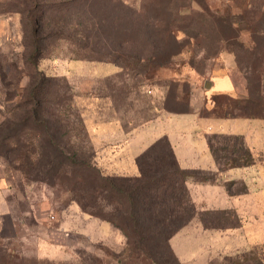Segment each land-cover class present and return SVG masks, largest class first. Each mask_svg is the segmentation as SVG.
<instances>
[{"label": "rangeland", "instance_id": "1", "mask_svg": "<svg viewBox=\"0 0 264 264\" xmlns=\"http://www.w3.org/2000/svg\"><path fill=\"white\" fill-rule=\"evenodd\" d=\"M88 1V8L69 5L48 13V34L53 36L43 42L46 52L38 62V70L49 78L42 108L58 114L61 125L55 138L60 146L76 151L80 161L108 169L105 139L111 142V134L118 131L109 124L131 130L150 120L156 108L180 110L189 98L195 102L210 73H219L226 54L204 62L203 45L211 42L213 48L219 38L218 25L200 6L191 7L190 0ZM205 1L209 12L228 16L241 30V41H250L246 28L264 37V0ZM17 23L10 21L0 44V264H173L161 239H151L150 249L144 245L136 249L127 245L120 230L80 209L81 197L88 212L103 215V210L110 211L104 209V201L92 196L88 178L81 177L77 184V173L68 165L59 170L55 163V171L48 168L45 139L26 120L27 109L16 107L33 75L31 66L22 64V28L20 20L18 28ZM171 29L183 53L157 68L152 59L165 50V36ZM182 31L196 35V41L184 37ZM258 41L264 48V40ZM237 53L242 62L248 59L243 52ZM97 59L122 67L116 69ZM112 70L118 71L105 78ZM210 100L215 101L214 107L207 112L203 108V114L219 118L225 100L217 96ZM188 124L192 126L188 119L173 117L163 130L179 135L188 132ZM26 150L40 154V159L27 163L22 157ZM258 162L264 168V151ZM260 176L257 173L254 183L249 181L257 203L264 189V176ZM242 184L236 183L233 191H242ZM260 211H256L253 228L264 233ZM206 235L188 227L174 239L172 246L182 264H264V235L249 252L225 256L246 244L237 242L243 234L229 230ZM260 235L245 233L252 241ZM147 252L154 256L148 257Z\"/></svg>", "mask_w": 264, "mask_h": 264}, {"label": "trees", "instance_id": "2", "mask_svg": "<svg viewBox=\"0 0 264 264\" xmlns=\"http://www.w3.org/2000/svg\"><path fill=\"white\" fill-rule=\"evenodd\" d=\"M81 1L11 0L0 3V14L13 12L20 15L23 48L21 60L23 65H30L33 72L21 90L20 104L16 107L27 109L26 120L32 122L35 126L33 129L45 139L46 149L49 151V157L46 156L50 160L48 168L55 171L57 169L54 167L55 163L59 165V170L61 165H68L77 173L75 180L77 184L81 183V177L88 178L91 181L92 196L104 201L106 203L104 209L109 208L110 210L107 213L103 210V215L88 212L90 211L89 206L80 197L77 203L83 212L110 223L125 236L127 245H133L136 249L140 250L143 245L146 249H150L151 239L155 237L161 239L162 246L170 256V261L173 264H181L172 251L169 241L195 216H198L205 229H227L233 228L235 225L236 221L231 212L204 211L199 213L189 198L186 187L187 180L207 183L213 181L214 176L207 171L181 169L165 137L155 141L135 158L137 175L108 174L100 166L96 167L91 163L80 161L76 151H69L66 150V147L60 146L55 138L61 125L58 114L54 111L45 113L42 108L46 95L45 83L49 82V78L38 70V62L46 52L43 42L53 36L52 33L48 34V22H46L49 19L48 13L54 9L57 11L65 9L69 5L88 8L89 1ZM189 3L191 7L200 6V11L218 25V33L222 35L220 37L218 34L219 38L213 48L211 42L203 45L204 62L211 59L216 60L220 54H229L233 56L236 68L246 81V96L242 98L219 96L224 98L226 107L225 111L218 116L264 120V48L259 47L261 44L258 41L264 40V37L259 36L260 33L256 34L246 28L244 32L248 34L250 41L243 42L240 40L241 30L235 28L236 26L228 16H219L216 10L209 12L205 0H190ZM120 4H123V1H120ZM174 30L167 31L165 50L160 51V57L152 59L158 63L157 68L163 67L173 57L183 53ZM182 33L189 40L196 41L197 39L196 35H190L183 31ZM57 37H59L58 34ZM79 39L77 41L80 43ZM168 42L172 46L167 47ZM226 45L228 47H225ZM237 52H243L248 59L242 62ZM85 59L86 57H81L80 60ZM95 61L117 65L115 61L103 59ZM117 66L122 67V65ZM0 77H3L1 72ZM163 110L174 113L188 112L190 110L189 100L184 102L183 109L163 108ZM218 140L222 144L218 143ZM207 146L219 171L248 167L254 164V158L249 149L245 147L241 137L211 134L207 137ZM12 150L18 151L19 148H12ZM23 156L27 163L40 159V154L31 150H26V154L22 153ZM229 187L228 185L227 190L230 189ZM147 255L148 257L154 256L148 252Z\"/></svg>", "mask_w": 264, "mask_h": 264}, {"label": "crops", "instance_id": "3", "mask_svg": "<svg viewBox=\"0 0 264 264\" xmlns=\"http://www.w3.org/2000/svg\"><path fill=\"white\" fill-rule=\"evenodd\" d=\"M11 20L18 21L16 24V28H18L19 14L13 12L0 14V44L4 41L3 37L10 28ZM112 66L116 69L118 68L115 64ZM220 67L219 73L215 75L210 73L209 80L205 81L204 90L199 91L198 100L194 102L193 98H189L190 110L188 112L174 113L156 108L155 114L150 120L131 130L111 123L109 125H112L113 128L117 127L118 131L111 134V142L105 139L104 144V158L105 164H107L105 168L109 166L104 171L111 175H137L135 158L155 141L165 137L181 169L207 171L214 176V180L207 183H199L192 179L187 180L186 187L189 198L199 213L204 211L231 212L236 221L235 225L233 228L227 229H205L198 216H195L169 241L172 251L181 264L180 255L174 249L172 243L179 233L188 227L196 228L199 235H204L205 238L208 231L220 233L236 230L237 233L243 234L242 240L238 237L237 242L240 243L242 241L243 243L246 242V244L240 245L241 247L237 246L238 248H235L234 252L226 253L222 256L233 253H247L255 248L257 242H261V238L264 235L263 231H256V228H253V226H256L257 209L261 210L260 213L264 219V189L257 203V195L249 186V181L254 183L257 173L261 174V178L264 176V168L258 162L264 151V120L241 117L218 118L214 115L203 114V108L207 112L214 107L210 98L212 99L216 96L242 98L246 96V81L236 68L233 56L226 54ZM117 71L114 70L113 73L104 77L113 76ZM190 93L192 97L194 92L191 91ZM173 117L175 119L179 117L188 119L192 124V126L190 124L187 125L189 128L188 132H182L179 135L172 134L171 136L170 133L163 130L164 123L170 122ZM211 134L241 137L245 147L249 149L254 158V164L248 167L219 171L207 146V137ZM241 182L243 183L242 191H233V186ZM228 185L230 186L229 190H227ZM246 232L262 235L258 236L257 240L252 241L245 236ZM207 263L208 261L203 262V264Z\"/></svg>", "mask_w": 264, "mask_h": 264}]
</instances>
